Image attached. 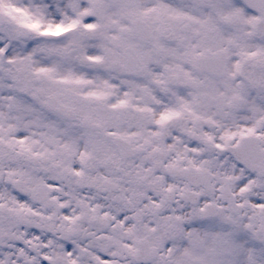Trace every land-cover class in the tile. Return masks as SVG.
<instances>
[{
  "label": "snow or ice",
  "instance_id": "snow-or-ice-1",
  "mask_svg": "<svg viewBox=\"0 0 264 264\" xmlns=\"http://www.w3.org/2000/svg\"><path fill=\"white\" fill-rule=\"evenodd\" d=\"M0 264H264V0H0Z\"/></svg>",
  "mask_w": 264,
  "mask_h": 264
}]
</instances>
